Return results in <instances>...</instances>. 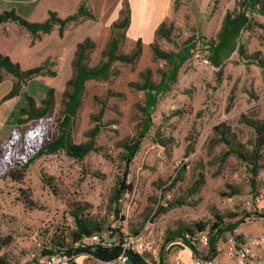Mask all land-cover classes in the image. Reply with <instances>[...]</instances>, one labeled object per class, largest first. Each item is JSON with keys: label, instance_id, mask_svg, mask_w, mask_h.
I'll return each instance as SVG.
<instances>
[{"label": "rangeland", "instance_id": "1", "mask_svg": "<svg viewBox=\"0 0 264 264\" xmlns=\"http://www.w3.org/2000/svg\"><path fill=\"white\" fill-rule=\"evenodd\" d=\"M168 3L159 22L150 19L142 32L131 21L120 27L131 18L130 0H0V13L14 10L30 22H43L52 13L65 19L81 5L88 13L47 33L32 34L14 23L0 26V55L20 72L38 69L19 77L0 69V141H7L16 126L25 96L39 106L48 88L55 104L45 117L44 140L59 134L63 93L79 43L91 44L84 60L91 68L106 62L114 40L118 55L133 58L112 62L108 77L85 83L70 135L74 144L93 141L97 151L83 159L63 152L42 156L0 179L5 264H25L30 253L45 255L59 236L68 244L76 217L101 226L118 218L129 233L142 234L164 264L177 251L191 264L185 245H175L178 238L167 241L177 231L203 223L210 235L218 218L222 226L241 220L233 235L220 236L215 264H264V249L255 247L245 256L240 251L251 239L264 238V148L255 174L237 153L252 151L253 122L264 121V17L244 0ZM240 13L249 21L234 55L220 68L197 60V52L211 57L226 16ZM162 24L167 37L158 34ZM161 53L171 54V60ZM162 81L167 86L146 114L144 85ZM20 118L21 130L38 125L29 115ZM136 140L138 151L126 168L124 144ZM25 152L22 144L20 153ZM122 182L129 191L116 199ZM200 234L193 242L209 252L197 246ZM73 264L109 263L88 255Z\"/></svg>", "mask_w": 264, "mask_h": 264}, {"label": "trees", "instance_id": "2", "mask_svg": "<svg viewBox=\"0 0 264 264\" xmlns=\"http://www.w3.org/2000/svg\"><path fill=\"white\" fill-rule=\"evenodd\" d=\"M244 1L247 7L253 9L259 15L264 17V0ZM85 15H88V13L85 11L84 6L81 5L75 14L70 15L65 19L58 18L54 13H52L43 22H30L18 15L14 10H6L0 13V26L5 23H14L32 34H36L38 32L47 33L51 31L55 25H59L60 29H62L67 23L75 21ZM243 15L244 14L240 13L233 18L230 15H227L225 18L224 31L221 33V35H223L224 32ZM129 22L130 18L128 15L122 21L120 27L126 28L129 25ZM163 27L164 24L161 25L158 34H163ZM163 35L165 37L168 36L167 34ZM90 47L91 44L88 42V40L77 45L73 60L74 74L73 77L67 82V89L63 93V109L61 112L62 120L59 123V134L55 138L49 141L44 140L45 117L52 112V108L55 104L54 90L52 88L47 89L46 97L41 100V104L39 106L35 105L32 98L25 96L26 106L19 109V117L16 120V126L11 131L7 141H0V179L7 178L11 169H27L42 156H50L63 152L70 158L83 159L90 152L97 151L93 141L74 144L70 135L72 123L82 105L85 83L89 80L104 79L108 77L112 62H130L133 58L129 60L130 58L128 56L118 55L117 40H114L111 42L108 50L105 52V55L107 56L106 62L100 66L91 68L84 63L86 51ZM161 55L162 58L171 60V54L161 53ZM1 68H5L17 77H19L22 73L32 74L38 70L35 68L26 72H20L18 70V66L12 64L8 57H3L0 55V69ZM166 86L167 84L164 81L157 85L151 83L144 85V89L147 91L146 107L144 108L146 114L151 112L158 100V94L164 91ZM11 94L12 92L10 95ZM23 115H29L30 118L36 119L38 121V125L34 128L21 130L19 128L21 122L20 117ZM253 127L256 134L254 148L252 151L245 152L244 154L240 151L237 153L250 166H252V171L255 174L257 169L260 167L259 161L263 160L261 152L264 148V121H254ZM139 143L140 141L137 140L133 144L125 142L124 147L127 150V154L125 155L124 161L126 168L129 166L135 153L138 151ZM22 144H24L26 148V152L23 154L20 153ZM126 191H129V187L125 185V182H122L121 186L116 191V199L121 197V195ZM221 223L222 220L218 218V222H214L211 224V226H209L210 242L208 246L209 252L207 254V258L209 259H213L212 257H214L217 253V242L219 241L220 236L225 232L233 235L235 229L241 223V220L226 226H222ZM103 226H101L99 222L92 218L76 217L75 230L71 232L70 242L67 244L64 239L59 236L57 237V240L53 241V243L56 241V247L52 246L44 253L48 254L52 251V249H64L67 254L77 255L78 258L89 255L102 262H111L118 255L119 251L117 249L110 250L101 247L92 248L90 246L74 248L72 245L74 241H78L84 236H89L95 232H98ZM194 228L195 230L191 229L190 227H186L184 230L174 233L170 239H166L167 241H170L173 238H178L195 255L201 256V253L198 251L193 241L196 239L195 237L198 234L205 232L207 225L203 223H196L194 224ZM195 231L197 232L195 233ZM187 235L189 238H187ZM142 259L143 257L134 255L132 262L134 264H139ZM0 264H5V261L1 257Z\"/></svg>", "mask_w": 264, "mask_h": 264}, {"label": "built area", "instance_id": "3", "mask_svg": "<svg viewBox=\"0 0 264 264\" xmlns=\"http://www.w3.org/2000/svg\"><path fill=\"white\" fill-rule=\"evenodd\" d=\"M194 57L202 64L212 66L208 55L197 52ZM168 199L169 197H166L163 201ZM187 238H189L188 235ZM177 242L180 245H184L181 240H178ZM209 242L210 235L202 233L198 236L197 246L207 248L209 246ZM72 245L74 248L90 246L92 248L101 247L110 250L117 249L119 251L118 255L114 260L108 262L109 264H134L132 262L134 255L143 257L139 264H164V262H161L159 259V252L153 250L152 245L147 242L146 238L142 234L129 233L118 221V218L111 220L108 224H105L98 232L89 236H84L78 241H74ZM255 247L264 249V238L261 237L258 239H251L248 243L242 246L240 251L242 255L245 256L251 254ZM207 254L208 252H201V256H199L195 255L190 250L189 258L191 260V264H215L213 259L207 258ZM76 259H78L77 255H69L64 249H52L50 253L41 257L35 253H30L25 264H73ZM165 262V264H184L183 254L177 251L173 255L171 262Z\"/></svg>", "mask_w": 264, "mask_h": 264}, {"label": "water", "instance_id": "4", "mask_svg": "<svg viewBox=\"0 0 264 264\" xmlns=\"http://www.w3.org/2000/svg\"><path fill=\"white\" fill-rule=\"evenodd\" d=\"M248 21L249 15L244 14L224 32L220 42L214 47L210 57L214 68H220L237 51L241 33L248 24Z\"/></svg>", "mask_w": 264, "mask_h": 264}, {"label": "crops", "instance_id": "5", "mask_svg": "<svg viewBox=\"0 0 264 264\" xmlns=\"http://www.w3.org/2000/svg\"><path fill=\"white\" fill-rule=\"evenodd\" d=\"M168 1L169 0H130V8H131L130 21L132 26L133 25L135 26V31L139 29L142 30V32L145 31L146 25H148L150 19H154L155 21H158L159 18L164 13V11L166 12L168 9V5H169ZM175 245L183 246L180 245L178 242H176ZM187 249L189 250L188 247ZM204 250H207V248H204ZM199 252L207 253V251L204 252L202 250H200Z\"/></svg>", "mask_w": 264, "mask_h": 264}]
</instances>
